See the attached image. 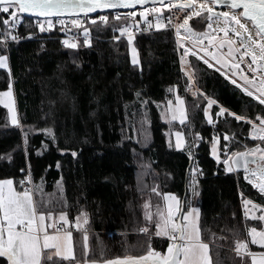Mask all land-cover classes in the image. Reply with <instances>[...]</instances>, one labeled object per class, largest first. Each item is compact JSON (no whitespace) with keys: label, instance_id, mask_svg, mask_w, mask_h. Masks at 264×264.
I'll return each instance as SVG.
<instances>
[{"label":"trees","instance_id":"obj_1","mask_svg":"<svg viewBox=\"0 0 264 264\" xmlns=\"http://www.w3.org/2000/svg\"><path fill=\"white\" fill-rule=\"evenodd\" d=\"M129 12L120 20L109 18L107 24L99 16L87 18L90 45L79 37L75 49L64 47L60 29L40 32L33 25L35 18L20 15L17 28L9 30L19 39L9 36L3 49L8 70H0V91L11 83L18 114V125H10L0 105V180L12 179L17 188L28 174L41 211L57 219L65 213L70 222L85 214L84 234L72 233V257H52L44 264L105 263L145 255L149 246L167 253L168 238L139 231L144 227L143 207L158 199L153 188L185 203L194 167L197 198L192 206L199 209L198 226L209 245L211 264H250L246 255L236 253V241L247 243V253H264V247L249 238V229L263 230L264 222L246 217L242 201L264 209V194L244 171L227 173L224 163L211 158L210 146L216 136L220 151L227 153L222 156L256 144L264 147L251 138L250 123L227 113L216 116L223 106L254 121L264 116V105L196 55L184 56L167 27L131 34L139 61L132 64L129 34L114 30L133 19L141 23L138 13L126 17ZM6 16L0 13L3 38ZM202 17L189 20L194 31H205L207 14ZM181 55L195 73V97L187 93ZM177 96L183 100V123L163 117L165 103ZM206 96L218 102L209 108L213 124L204 115ZM167 131L184 135L182 149L167 139ZM0 264L7 261L0 258Z\"/></svg>","mask_w":264,"mask_h":264},{"label":"snow or ice","instance_id":"obj_2","mask_svg":"<svg viewBox=\"0 0 264 264\" xmlns=\"http://www.w3.org/2000/svg\"><path fill=\"white\" fill-rule=\"evenodd\" d=\"M149 0H0V13L7 14L6 17L2 18L4 25V39L6 40L9 36L16 40L18 36L14 35L9 31L17 26L20 21V15L22 13H29L37 17H61L65 14L78 15L84 13L87 19V14L96 12L97 9H117V8H132L135 5H145ZM152 7L144 8L139 13L141 21L151 26V21L147 19L148 13H160L161 9L155 5L157 0H151ZM159 3L163 8L177 7L181 11L186 8H191L192 11L185 17L183 23L175 24V32L177 36L178 47L184 48V56L196 55L198 59L204 61L209 68H215L216 71L220 72V75L224 76L225 79L229 80L237 88L241 89L246 95L253 97L259 101L260 104L264 105V81H261L260 86L257 88V92H253L247 85L251 84V80L246 75L242 77L244 83H239L232 77L236 75L235 72L232 76L228 75V71H225V66L228 61L225 59V55L232 57L233 62L231 68L239 69V63L235 62L237 55L239 54V60L243 61L244 57H251L253 64L257 61H264V0H159ZM198 5V7H196ZM213 5L224 6L228 8V11H215ZM207 14L209 29L213 28V21L217 22V29L223 32V38H217L209 35V33H197L194 32L192 27L189 26V20L193 16L202 17V14ZM137 15L135 11L126 14V17L134 18ZM99 20L105 24L108 23L109 17L106 15H100ZM113 19L120 20L121 16L116 14L112 17ZM203 18V17H202ZM156 27L157 29L165 28L168 25H172L171 18L168 19V24L162 22V15H156ZM59 24L63 27L62 32L66 33V37L62 40V44L66 48L75 49L79 45L74 42L75 38L71 33V29L68 28L66 21L58 20ZM92 24L96 23V19L91 20ZM139 21L134 19L126 26H122L118 30L123 35L129 33L128 43L132 45V35L130 29L132 27H138ZM249 23L252 25L250 29ZM47 24V28L45 27ZM71 25L74 28L81 29L83 31L85 46L90 45L89 39V28L83 27L79 18L72 19ZM37 26L40 32L50 30L53 27V21L48 19L47 21H37ZM183 29V34L181 33ZM255 32V39L253 38L252 32ZM232 33V36H229ZM31 35V34H30ZM202 38L208 39V45H203ZM119 39V37H117ZM190 41L192 47L189 48L184 41ZM214 40H218V43H213ZM3 43V41H0ZM197 45H200L204 55L200 56L196 50ZM210 46V47H209ZM227 46V53H223L220 50ZM242 50V51H241ZM135 52V49H133ZM219 53V54H217ZM209 57L210 59H205ZM215 61L220 67L216 68V64L212 63ZM132 63L137 65L139 63L137 56H132ZM181 70L188 76L189 87L195 78V73L192 70L191 65L185 67V61L183 56L181 58ZM259 68H264V63L257 65ZM251 68V65H249ZM0 68H8L7 57L0 55ZM255 71V69H252ZM10 74V73H9ZM11 83L9 84V92L2 93L0 95H10ZM204 95L203 93H200ZM139 95V93L137 94ZM207 99V106L204 109V115L208 119L210 124L214 121L209 114V108L218 102L211 97H205ZM171 101L169 104L171 105ZM183 100L177 96V105H182ZM9 108V112L12 113V122L18 123L16 115L10 105H6ZM227 113L228 116H234L237 121L245 120L247 123L252 124V132L250 136L252 139H259L264 142V116L257 115L256 119L259 120V125L255 124L246 116L237 115L234 112L228 110L223 106H219V111L216 113L217 117L223 116ZM172 119H177L175 114L172 115ZM185 119L184 113L180 110V122L183 123ZM49 132L50 130H44ZM27 134H25L26 136ZM177 147L180 148L181 144V133L177 132ZM199 137V133H197ZM55 138L53 137V140ZM230 137L225 134L224 140H229ZM217 143L218 137L214 136L212 141V154L214 157L217 156ZM226 147V146H225ZM259 153V159L253 158L248 159L247 157H255ZM76 155V153H73ZM227 155V153H226ZM233 156L237 159H233ZM191 159V152H189ZM217 159H219L217 157ZM229 160L237 166V168L243 166L245 171V178L249 179L248 173L251 172L253 176L258 175L260 183H253V187L264 194V148L257 145L255 148L246 149L244 152L233 153L228 159L223 162L225 165L229 164ZM243 161L241 165L240 161ZM248 164L259 165L256 169H249ZM228 170H231L229 167ZM193 175L190 181V185L193 188L195 194L196 185V169L192 170ZM249 182L252 181L249 179ZM24 184V181H21ZM157 195H163L164 201L166 202L167 214L157 208L156 216L158 219L155 221L157 236H167L170 241L167 253L161 254L156 252L149 246L148 251L142 256H126L124 258H117L115 260L106 261L105 264H211L209 257V245L205 243L201 238V230L198 226V214L199 209L189 206L188 211H183L182 202L172 194H161L156 188L152 189ZM242 203L245 205V216H249L248 204H252V208H261L260 205H256L249 200H243ZM144 207H149L146 202ZM179 213V215H177ZM196 214L194 217L193 214ZM81 215H85L81 213ZM146 219L148 221L153 220V214L146 212ZM53 216L52 212L41 211V204L33 198V192L27 187L23 191L18 190L14 186L12 179L0 180V258H4L7 264H42V258L45 255V249H55L56 256H63L64 259H68L72 255V247L70 243L71 232L61 234V229L56 228L55 234H49L46 229L51 228L53 224H46V219H51ZM252 218L264 221V214L259 217L252 214ZM60 219L67 223L66 214L61 213ZM79 219V218H78ZM87 223V220L84 221ZM79 226V225H78ZM142 233H148L149 228L147 226L139 229ZM249 235L252 237V243L258 244L264 247V230L257 231L255 227L249 229ZM86 239V237H85ZM247 243L243 240L236 241V251L240 255L242 250H247ZM252 256V264H264V253H260V259H256L255 253H247ZM51 259V254L48 255Z\"/></svg>","mask_w":264,"mask_h":264},{"label":"rangeland","instance_id":"obj_3","mask_svg":"<svg viewBox=\"0 0 264 264\" xmlns=\"http://www.w3.org/2000/svg\"><path fill=\"white\" fill-rule=\"evenodd\" d=\"M152 6H147V7H145V8H151ZM157 8H160L161 9V12L160 13H148V14H146L147 15V19L149 20V21H151V26L150 27H152L153 29H156L157 27H156V20H155V16L156 15H162V17H165V15H166V12H167V8H163L161 5H158V6H156ZM143 9L144 8H142V9H140L137 13L139 14L141 11H143ZM229 9L228 8H224V9H222V11H228ZM127 12V11H126ZM126 12H120L121 13V15H123V14H125ZM206 13V12H205ZM140 16V15H139ZM88 18H91V17H88ZM44 21H47V20H44ZM140 21H141V19H140ZM142 23H143V21H141ZM35 23H37V21L35 22ZM140 24V23H139ZM45 27L47 28V24H45ZM248 27L251 29L252 28V26H251V24L249 23V25H248ZM134 29V27H132L131 29H130V32H131V30H133ZM38 30H39V28H38ZM173 31V30H172ZM194 31V30H193ZM174 32V31H173ZM194 32H197V33H205V32H207V33H209V35H211V36H215L218 32H221V31H219L218 29H217V22H215V21H213V28L212 29H209L208 27H206V29H205V31H203V32H198V31H194ZM181 33L183 34V29L181 30ZM126 34H129V33H124L123 35H126ZM252 35H253V32H252ZM174 36H175V40H176V32H174ZM254 38V37H253ZM129 39V38H128ZM203 39V38H202ZM208 41V39L206 40V41H203V42H207ZM217 42H218V40H216ZM177 42V41H176ZM202 42V43H203ZM184 43L185 44H187V40H185L184 41ZM213 43H215V40L213 41ZM197 47L198 48H200V45H197ZM210 47V46H209ZM183 48V47H182ZM133 49H135L134 48V46H133V44L132 45H128V52H129V57H130V61H131V63H132V56L133 55H136L137 56V59H138V54H137V51H136V49H135V52H133ZM202 53H204L203 52V50H200ZM221 52H223V53H225L226 54V50H221ZM182 54V53H181ZM0 55H5L6 57H7V55H6V53L3 51V47L0 45ZM182 56L183 55H181L180 56V64H181V58H182ZM226 56V55H225ZM251 58V57H250ZM183 59H184V61H185V63H188V59L186 58V57H183ZM231 59H232V57H231ZM230 62V61H229ZM262 63H264V61H261ZM7 64H8V58H7ZM133 64V63H132ZM231 65V64H230ZM8 67H9V64H8ZM1 69H4V70H8V68H0V70ZM255 72H257V73H261V74H259V76L257 77V80H256V78L255 77H253V78H251L250 76H248L243 70H242V68L239 66V69H232L235 73H236V77L240 80V81H242V82H244L243 81V79H242V77L243 76H247V77H249L250 78V80H251V84H249V85H247L248 87H250L254 92H256V93H258L257 92V88L260 86V84H261V81H263V79H264V68H259L258 66H257V64H256V66H255ZM5 92H9V88L7 89V90H5V91H0V94H2V93H5ZM259 94V93H258ZM0 105L2 106V107H4L5 109H6V111H7V116H8V120H9V123H10V125H18V123H16V124H14L13 122H12V118H11V116H12V113H10L9 112V108L8 107H6V105H10L11 106V108H12V110H13V113L16 115V118H17V120H18V114H17V110H16V104H15V98H14V94H13V89H12V87H11V90H10V95H8V96H5V95H0ZM165 109H166V111H164L165 112V114H163V117H164V119L165 120H174V119H172V115L173 114H175L176 116H177V119H175L176 121H178V122H180V110H182L183 111V113H184V107H183V104L182 105H177V97L175 98V100L171 103V105L169 104V102H167V103H165ZM209 114H210V109H209ZM256 120L257 119H255L253 122L255 123L256 122ZM252 125V124H251ZM176 133L177 132H175V131H167L166 132V137H167V139H172L173 141H174V143H175V146L177 147V136H176ZM181 144H182V146L180 147V148H178V149H182L183 147H184V145H185V137H184V135L181 133ZM254 140V139H253ZM257 145H259V144H256V145H254V146H252L251 148H248V147H245L244 148V150H242V151H240V152H244L246 149H252V148H255ZM260 147H262V146H260ZM262 148H264V147H262ZM225 155L226 154V151H225V149H223V150H221L220 151V145H219V139H218V143H217V156L216 157H214L213 156V154H212V143H211V146H210V155H211V158L212 159H214L216 162H221V163H224L223 161L225 160V159H228V157L229 156H222V155ZM257 156H259V153H257L256 154ZM217 157L219 158V159H217ZM194 169V167L192 168V170ZM192 170H191V174L193 175V172H192ZM244 173H245V171H244ZM258 173H257V175H255V176H253L252 175V173L251 172H249L248 173V176H249V179L251 180L252 178H256V179H258ZM192 179V178H191ZM248 179V180H249ZM191 181V180H190ZM258 183H260V181H259V179H258V182H257V184ZM253 185V184H252ZM19 186V185H18ZM17 189H20L21 191H23L24 189L22 188V187H18ZM31 191H32V186H31ZM188 191H189V193H190V196H189V198L187 199V201H185V203H184V205H183V211H188V208H189V206H192V204H193V201H194V199H196L197 198V192L195 191V194H194V192H193V188L191 187V185H190V182L188 183ZM167 194H170V193H167ZM173 195V194H172ZM181 201V200H180ZM147 203H148V205H149V207L146 209L145 207H143V215H144V227L145 226H147L148 228H149V232L148 233H144L143 235H147V236H157V235H155V232H156V227H155V221L158 219V217L156 216V212H157V208L159 207L160 209H162L164 212H165V215L167 214V208H166V202L164 201V198H163V195H159V197H158V199L157 200H155V201H153V200H151V201H147ZM243 206H244V211H245V205L243 204ZM192 207H194V206H192ZM247 209H249L250 211H249V216H248V218H251V219H256V218H252V214L253 213H255V216L256 217H259L261 214H264V209H261V208H256V209H253L252 208V204H248L247 205ZM146 212H151L152 214H153V220L150 222V221H148L147 219H146V215H145V213ZM177 215H179V213H177ZM194 215V217L196 216V214L194 213L193 214ZM79 218V219H78ZM67 219V218H66ZM57 220H59V223H57ZM86 220V218H85V216L83 215H78V216H76L75 218H74V229L75 230H77L78 232H80L81 234H84L83 233V231H84V228H85V221ZM198 221H199V214H198ZM262 222H264V221H262ZM68 223H69V221H68V219H67V223H65V221L64 220H61V219H57V218H55L54 216H52V218L51 219H46V224H53L54 226L53 227H51V228H49L50 229V232H48L49 234H55V232H56V228L58 227L57 225H59V224H61L62 226H64V227H66V226H68ZM79 225V226H78ZM48 229V228H47ZM46 229V230H47ZM264 230V229H263ZM257 231H261V230H257ZM64 233H66V232H61V234L63 235ZM158 237H162V238H168L167 236H163V235H161V236H158ZM249 238H250V242L252 243V237L249 235ZM169 239V238H168ZM70 243H71V247H72V240H71V238H70ZM253 244V243H252ZM253 245H256V246H260V245H258V244H253ZM72 252H73V250H72ZM234 252H235V250H234ZM44 253H45V255L43 256V258H42V264H44L49 258H48V255L49 254H51V258L52 257H56V258H59V259H64V257L63 256H56L55 255V249H45L44 250ZM236 253H237V251H236ZM240 255H246L247 256V258L249 259V262H250V264H252V256L251 255H248L247 254V251L246 250H242L241 251V253H240ZM72 257V255L71 256H69V258L68 259H70ZM210 257V256H209ZM68 259H65V260H68ZM256 259L257 260H259L260 259V256H257L256 255ZM211 261V260H210ZM83 264H105V263H83Z\"/></svg>","mask_w":264,"mask_h":264},{"label":"built area","instance_id":"obj_4","mask_svg":"<svg viewBox=\"0 0 264 264\" xmlns=\"http://www.w3.org/2000/svg\"><path fill=\"white\" fill-rule=\"evenodd\" d=\"M196 7H198V5H197ZM213 8H214V6H213ZM191 11H192L191 8H186V9H184V10H182V11H181L179 8H177V7H173V8H171V9L167 8L166 19H165L166 25L168 24V19H169V18H171V20H172V25H168L167 28H168V29H171V30H173V31L175 32V27H174V25H175V24H181V23H183V20L185 19V17H186ZM116 14H119V15L121 16V13H120L119 11L105 12V13H100V14H98V15H92V16L106 15V16H108L109 18H112V17L115 16ZM92 16L87 15V18H88V17H92ZM76 18H79V19L81 20V23H82V25H83V27H84V25L86 24V20H87V19L85 18V15H82V16H72V17L44 18V19H37V18H35L34 21H33V25H34V27H36L37 30H38L37 23H35L36 21L51 19V20L53 21V27H52L51 29L58 28V29L61 30V28H62L63 26H62L61 24H59L57 21L62 19V20H64V21H66L68 28L71 29V33H69V35H72V36L75 38V40H74V42H75V41L77 40V38H79V37H83V38H84L83 31H82L81 29L74 28V27H72V25H71V20H72V19H76ZM16 28H17V27H15V29H16ZM150 28H151V27H149L148 24H145L144 22H143V23L141 22V23L138 25V27H134V29L131 30V34H132V35L142 34V33H144V32H148V31H150ZM51 29H50V30H51ZM223 36H224L223 32H218V33L215 35V37H217V38H223ZM229 36H232V33H229ZM253 37H254V39L256 38V37H255V32H254V31H253ZM59 38L62 39V40H64L65 38H67V37H66V33L64 32V36H61V37H59ZM0 41H3V43H0V45L3 47L4 50H6V44H7V41H6L3 37H0ZM176 41H177V37H176ZM205 41H206V40H205ZM202 42H203V41H202ZM187 45L189 46V48L192 47V43H191L190 41H187ZM203 45H206V46H207V45H208V41H207V42H203ZM241 51H242V50H241ZM236 55H237V59H236L235 62L239 63V66L242 68V70H243L248 76H250L251 78L255 77L256 80H257V77H258L259 74H261V73H257V72H255V71H253L252 69L255 68L256 64L258 65V62H259V61H257V63H255V64H253V63L251 62V58L248 57V56L244 57V60H243V61H240V60H239V54H236ZM188 65H189V63H185V67H187ZM249 65H251V68L249 67ZM180 67H182L181 64H180ZM182 72H183V71H182ZM183 74H184V76L186 77V79L188 80L189 78H188L187 75H185V72H183ZM198 92H199V91H198V89L194 86L193 81H192V83H191V87H189V83H188V86H187V93H188L190 96L195 97L196 94H197ZM255 124L259 125V120H257V121L255 122ZM21 181H24V184H23V185L21 184ZM251 181H252L251 183H257V182H258V179H256V178H252ZM19 186L22 187L23 189H24L25 187H27L28 189L31 190V182H30V178H29V175H28V174L24 175V176L19 180ZM73 224H74L73 222H70V227H72ZM170 243H173V241H170Z\"/></svg>","mask_w":264,"mask_h":264},{"label":"water","instance_id":"obj_5","mask_svg":"<svg viewBox=\"0 0 264 264\" xmlns=\"http://www.w3.org/2000/svg\"><path fill=\"white\" fill-rule=\"evenodd\" d=\"M168 2V0H165V3H167ZM158 5H161L160 3H159V0H157V3H156V5L155 6H158ZM147 6H153L152 5V3H151V0H149V2L148 3H146L145 5H143V6H141V5H135L134 7H132V8H117V9H97V11L96 12H93V13H89V14H87V15H90V16H92V15H98V14H100V13H105V12H112V11H119V12H126V11H134V10H140V9H142V8H145V7H147ZM214 6V10L215 11H222V9H224V8H226V7H224V6H216V5H213ZM19 15H21V16H24V17H29V18H37V19H44V18H57V17H55V16H53V17H37V16H34V15H32V14H29V13H22V14H19ZM82 15H85L84 13H79L78 15H69V14H65V15H63V16H61V17H72V16H82ZM252 26V25H251ZM258 64H260V63H258ZM253 130V129H252ZM248 159H253V158H256V159H259V156H255V157H252V156H249V157H247ZM233 159H237L236 157H234L233 156ZM262 162V161H261ZM264 162V161H263ZM240 163H241V165L243 164V161L241 160L240 161ZM262 164V163H261ZM264 164V163H263ZM225 165V164H224ZM259 165H257V164H248L247 165V167L249 168V169H256L257 167H258ZM229 167L231 168V170H228L229 169ZM225 168H226V172L227 173H232V172H242V171H244V167L243 166H241V167H239V168H237V166L232 162V160H229V164L228 165H225ZM181 202H182V209H183V205H184V200H181Z\"/></svg>","mask_w":264,"mask_h":264},{"label":"crops","instance_id":"obj_6","mask_svg":"<svg viewBox=\"0 0 264 264\" xmlns=\"http://www.w3.org/2000/svg\"><path fill=\"white\" fill-rule=\"evenodd\" d=\"M165 19H166V15H165V17H162V22L163 23H165L166 24V22H165ZM157 29V28H156ZM161 29V28H160ZM182 30V29H181ZM205 40H207L206 38H203L202 39V41H205ZM215 43H218L216 40H215ZM198 52H199V55L200 56H203L204 55V53H202L200 50H201V48H198L197 47V49H196ZM221 50H226L227 51V46H225L223 49H221ZM220 50V51H221ZM227 53V52H226ZM217 54H219V53H217ZM205 59H210L209 57H205ZM225 59L228 61V64L225 66V71H228V75L229 76H232V73L234 72L232 69L233 68H231V63L233 62V60L231 59V57H228V56H225ZM230 61V62H229ZM212 63H214V64H216V62L213 60L212 61ZM258 63H262L261 61H259ZM220 67V65L219 64H216V68H219ZM233 79H236L239 83H241V84H243L244 82H242V81H240L236 76H233L232 77ZM263 81H264V79H263ZM252 90V89H251ZM253 91V90H252ZM254 92V91H253ZM257 95H259L258 93H256ZM19 187V186H18ZM17 187V188H18ZM18 190H20V189H18ZM21 191V190H20ZM58 219H60V218H58ZM57 223H59V220H57ZM60 229H61V232H71V240H72V233L74 232V224H73V226L72 227H70V221H69V223H68V226H66V227H64V226H62L61 224H59V225H57ZM47 232H50V229L48 228L47 230H46ZM77 231V230H76ZM72 250H73V241H72ZM260 254V253H259ZM259 254H256L257 256H260ZM72 255H73V252H72Z\"/></svg>","mask_w":264,"mask_h":264},{"label":"flooded vegetation","instance_id":"obj_7","mask_svg":"<svg viewBox=\"0 0 264 264\" xmlns=\"http://www.w3.org/2000/svg\"><path fill=\"white\" fill-rule=\"evenodd\" d=\"M261 163L263 164L264 162L262 161Z\"/></svg>","mask_w":264,"mask_h":264}]
</instances>
